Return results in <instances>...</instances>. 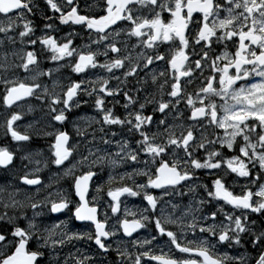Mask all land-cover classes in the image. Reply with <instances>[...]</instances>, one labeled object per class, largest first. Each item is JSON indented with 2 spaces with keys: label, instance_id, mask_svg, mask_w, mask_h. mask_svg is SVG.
I'll use <instances>...</instances> for the list:
<instances>
[{
  "label": "snow or ice",
  "instance_id": "6c2138e0",
  "mask_svg": "<svg viewBox=\"0 0 264 264\" xmlns=\"http://www.w3.org/2000/svg\"><path fill=\"white\" fill-rule=\"evenodd\" d=\"M6 45L0 264H264V0H0Z\"/></svg>",
  "mask_w": 264,
  "mask_h": 264
},
{
  "label": "flooded vegetation",
  "instance_id": "af4514ba",
  "mask_svg": "<svg viewBox=\"0 0 264 264\" xmlns=\"http://www.w3.org/2000/svg\"><path fill=\"white\" fill-rule=\"evenodd\" d=\"M80 4H81V8H83L84 7V0H80ZM32 19H33L35 27H36V33H37V35H39L40 34V28L42 27L43 21H42V19H41V17L39 15L35 16V17H32ZM65 31H67V28H65ZM57 35H59V33ZM86 39L87 38L85 36V40ZM76 42L80 43V38L79 37H77ZM131 43H136V38L135 37H132L130 39V44ZM19 47H20V45L17 44L16 48L19 49ZM4 50H11V48H10V46L6 45L5 49H0V51H4ZM26 50H32V49L28 48ZM20 55H23V53H20ZM16 62H19V61H16ZM42 66L45 69H47L49 67H55L54 64L50 65L48 62H44V64ZM68 71L69 70L67 68L61 70L62 73H68ZM31 103L35 105L38 102L33 100V101H31ZM18 110L23 112V117H22V120L19 122V128H18V130L21 133H23L25 131V127H26V125L29 122H31L34 118H39L42 115V113L40 111H38V110L33 112V113H28L27 112V104H24L22 106V108L18 109ZM117 111L119 112V109H117ZM80 113H88L89 115H91L92 114V110L90 108H83V109L77 111V114H80ZM69 119H72V117H69ZM2 135H3V132H2V130H0V136H2ZM30 147L34 151L35 150H43L45 155L49 154L48 153V143L44 139H38L36 137H33L32 141L30 142ZM24 163H27V162L25 161ZM19 164H20V160H19V156H17V165H19ZM51 167H52L53 170H55V166L54 165H52ZM41 175L46 178L49 175V172L47 170H44ZM7 179H8L7 174L0 172V181L7 180ZM77 247L86 248L87 246L86 245L77 244ZM246 248L253 255L255 254V252L252 251L253 250V246L251 244L246 245ZM228 251L231 254L233 250L232 249H228ZM237 251L238 252H244L245 248H239V249H237Z\"/></svg>",
  "mask_w": 264,
  "mask_h": 264
}]
</instances>
